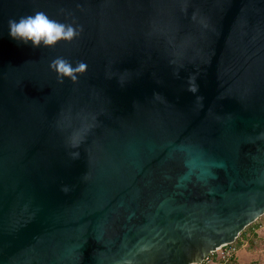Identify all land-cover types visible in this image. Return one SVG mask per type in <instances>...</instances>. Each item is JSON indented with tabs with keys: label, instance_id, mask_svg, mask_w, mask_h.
I'll use <instances>...</instances> for the list:
<instances>
[{
	"label": "water",
	"instance_id": "1",
	"mask_svg": "<svg viewBox=\"0 0 264 264\" xmlns=\"http://www.w3.org/2000/svg\"><path fill=\"white\" fill-rule=\"evenodd\" d=\"M39 10L78 36L10 38ZM263 215L264 0H0V264H200Z\"/></svg>",
	"mask_w": 264,
	"mask_h": 264
},
{
	"label": "clouds",
	"instance_id": "2",
	"mask_svg": "<svg viewBox=\"0 0 264 264\" xmlns=\"http://www.w3.org/2000/svg\"><path fill=\"white\" fill-rule=\"evenodd\" d=\"M7 29L8 35L14 41L24 45L30 44L33 48L53 47L60 42H71L79 34L76 25L54 19L43 10L18 18H10ZM51 68L56 72L57 78L61 82L65 78L75 81L79 78L78 74L86 70L87 65L85 62H81L74 66L69 60L58 57L52 62ZM189 90L193 92L198 90V85L194 79L189 85ZM188 164L190 169L197 166L194 160L188 161ZM212 164L215 165V162ZM201 174V178L211 175V166L202 167Z\"/></svg>",
	"mask_w": 264,
	"mask_h": 264
},
{
	"label": "crops",
	"instance_id": "3",
	"mask_svg": "<svg viewBox=\"0 0 264 264\" xmlns=\"http://www.w3.org/2000/svg\"><path fill=\"white\" fill-rule=\"evenodd\" d=\"M262 217L258 220L260 225L253 231L256 236L254 243L239 241L238 253L230 264H264V217ZM261 238L262 241H260Z\"/></svg>",
	"mask_w": 264,
	"mask_h": 264
},
{
	"label": "built area",
	"instance_id": "4",
	"mask_svg": "<svg viewBox=\"0 0 264 264\" xmlns=\"http://www.w3.org/2000/svg\"><path fill=\"white\" fill-rule=\"evenodd\" d=\"M238 250L235 240L233 243L224 245L220 247L218 251L209 254L200 264H230L235 260Z\"/></svg>",
	"mask_w": 264,
	"mask_h": 264
},
{
	"label": "trees",
	"instance_id": "5",
	"mask_svg": "<svg viewBox=\"0 0 264 264\" xmlns=\"http://www.w3.org/2000/svg\"><path fill=\"white\" fill-rule=\"evenodd\" d=\"M264 217V215H263ZM262 217V218H263ZM259 220V219H258ZM258 220L256 222H254L253 224L249 225L238 237V239H236V242L238 243L240 241L241 242H249V243H254L253 241L255 240V235L253 233L254 229L256 227H258L260 225V223L258 222ZM239 244V243H238Z\"/></svg>",
	"mask_w": 264,
	"mask_h": 264
},
{
	"label": "rangeland",
	"instance_id": "6",
	"mask_svg": "<svg viewBox=\"0 0 264 264\" xmlns=\"http://www.w3.org/2000/svg\"><path fill=\"white\" fill-rule=\"evenodd\" d=\"M260 241H262V238L260 239Z\"/></svg>",
	"mask_w": 264,
	"mask_h": 264
}]
</instances>
